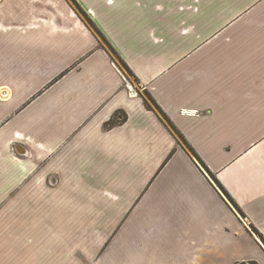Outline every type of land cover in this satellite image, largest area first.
Instances as JSON below:
<instances>
[{
	"label": "crops",
	"instance_id": "obj_1",
	"mask_svg": "<svg viewBox=\"0 0 264 264\" xmlns=\"http://www.w3.org/2000/svg\"><path fill=\"white\" fill-rule=\"evenodd\" d=\"M74 1L135 84L69 0H0V264H264V0Z\"/></svg>",
	"mask_w": 264,
	"mask_h": 264
},
{
	"label": "trees",
	"instance_id": "obj_2",
	"mask_svg": "<svg viewBox=\"0 0 264 264\" xmlns=\"http://www.w3.org/2000/svg\"><path fill=\"white\" fill-rule=\"evenodd\" d=\"M69 1L71 2V5L74 7V9L76 10V12L79 13V15L84 18L85 22L87 23V26L95 33L96 36H98L100 38L101 44H103V46L107 49V52H108L109 56L111 57V59L113 61H115V63L118 65V67L120 69H123L130 77L134 78V76L132 75V73L128 69V67L125 65V63L120 59V57L117 55V53L114 51V49L109 45V43L105 40V38L101 35V33L95 28V26L91 23V21L89 19H87L86 15L81 11V9L78 7V5L75 3V1L74 0H69ZM143 100H144L145 107L147 109H149V110L151 109V107L149 106L148 103H150L154 107H156V109L159 111V114L165 119V121L167 122V124L171 127L173 133L179 138V140H181L186 145L187 149L199 161V159L193 153V151L191 150V148L185 143L183 137L174 129V127L171 125V123L168 121V119L165 117V115L156 106V104L154 103L153 99L148 94L145 93V98H143ZM124 121H125V116L122 118V117H119L116 114L106 124V126H112V125L120 124V123H122ZM216 185L221 189V187L217 183H216ZM223 193L227 197L226 193L225 192H223ZM227 199L231 202L232 206H234V208L240 213L239 209L237 208V206H235L232 203L231 199H229L228 197H227ZM252 230L261 239V241L264 244V241L262 240L261 236L257 233V231L255 229H252ZM235 264H257V263L255 261H247V262H237Z\"/></svg>",
	"mask_w": 264,
	"mask_h": 264
},
{
	"label": "rangeland",
	"instance_id": "obj_3",
	"mask_svg": "<svg viewBox=\"0 0 264 264\" xmlns=\"http://www.w3.org/2000/svg\"><path fill=\"white\" fill-rule=\"evenodd\" d=\"M122 70V72L124 73V75L127 77V79L131 82V84H135V82L133 81V78L132 77H130L123 69H121ZM139 94L143 97V98H145V93L144 92H142V93H140L139 92ZM149 104V106L151 107V109H154L153 108V105L152 104H150V103H148Z\"/></svg>",
	"mask_w": 264,
	"mask_h": 264
}]
</instances>
